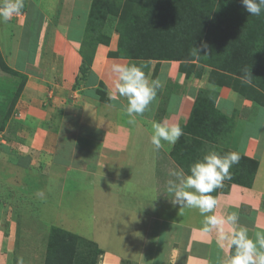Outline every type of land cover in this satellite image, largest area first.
<instances>
[{"label": "rangeland", "instance_id": "obj_1", "mask_svg": "<svg viewBox=\"0 0 264 264\" xmlns=\"http://www.w3.org/2000/svg\"><path fill=\"white\" fill-rule=\"evenodd\" d=\"M87 1L89 8L91 0ZM60 4L58 0H24L21 14L0 22V59L27 77L16 98L22 77L0 68V264H17L19 258H23L24 264H45L48 236L53 226L91 240L94 247L103 249L98 264H111V260L117 261L112 264L122 261H127L125 264H172L176 256L173 248L167 250V242L162 246L169 236L164 235V226L150 217L158 214L163 205L160 201L165 186L162 188L155 181L156 177L159 180L163 170L150 171L159 161L157 155H164L173 144L162 142L163 146L157 150L144 133L143 139L133 142L128 150L124 148V141L117 147L116 144L104 146L102 142L106 143V140L99 139L100 134L96 137V132L81 122L83 102L92 101L89 94L92 89H87V85L92 87L88 82L89 75L95 70L99 78L104 77V61L100 59L94 68L93 62H83L79 50L68 56L71 54L66 53L70 35H76L77 31L63 29L66 34L59 35L51 21L50 24L43 22L45 15H49L47 11H52L55 18H61V23L66 26L65 22L70 20L75 26L82 27L87 19L79 11L81 7L77 8L79 12L71 14L67 10L58 12ZM34 8V15H30ZM100 45L94 50L93 61L96 55L99 58L105 54L107 47ZM63 48L65 52L61 54ZM83 63L91 71L84 78L79 70ZM175 70L177 66L170 71V82L166 81L158 90L146 111L155 114L156 122L161 121L168 110L174 112L178 97L194 98L191 88L196 85L198 89L203 86L200 89L217 94V110H222L223 104L220 106L219 100L227 89L238 96V105L247 101L250 110L244 118L254 117L258 125L252 127L251 124L246 129L264 134V108L245 99L249 90L246 86L236 92L224 84L226 78L223 76L210 82L208 69L201 79ZM159 72L158 68L153 79ZM165 74V70L161 71L158 78H164ZM177 74H181L178 79ZM186 88L188 94L184 91ZM103 89L108 91L107 86H98L93 89L97 93L91 94L98 96ZM177 94L180 95L176 98ZM124 103L120 105L122 111H126L127 100ZM95 106L98 107L96 113L102 117L99 115L100 118L94 120L97 124L94 127L101 128L108 110L98 103ZM237 107L235 105L234 111L240 118L241 108ZM223 110L229 113L225 108ZM87 115L92 119L95 116L93 109ZM125 117L123 121L127 120ZM181 168L182 173L187 174L186 169ZM152 226L160 229L153 233L160 239L155 252L151 241L155 240L151 234ZM174 246L178 245L174 243Z\"/></svg>", "mask_w": 264, "mask_h": 264}, {"label": "trees", "instance_id": "obj_2", "mask_svg": "<svg viewBox=\"0 0 264 264\" xmlns=\"http://www.w3.org/2000/svg\"><path fill=\"white\" fill-rule=\"evenodd\" d=\"M109 18L125 23L124 30L117 29V49L109 53L111 57L128 59L130 64L137 65L176 61L181 63L180 72L200 79L208 69L210 82L223 76L224 84L236 92L246 86L249 90L245 99L264 108V11L259 16L250 15L241 0H92L79 49L83 62H93L92 55L100 43L110 44ZM202 43L208 45L206 50L201 48ZM193 48L200 50V56L194 54ZM0 68L22 77L17 98L27 77L2 59ZM79 70L82 78L91 72L85 63ZM99 95L105 98L100 91ZM216 98L217 94L208 89L194 94L192 111L186 122L179 125L183 135L169 151L171 160L183 166L187 174L190 166L210 151L221 155L234 152L226 142L235 128V118L216 109ZM246 114L245 111L243 117ZM238 154L239 162L229 169L231 178L225 181L251 188L259 162ZM157 164L160 166L161 159ZM221 190L218 188L211 195L216 198ZM94 244L53 226L45 264H98L104 250Z\"/></svg>", "mask_w": 264, "mask_h": 264}, {"label": "crops", "instance_id": "obj_3", "mask_svg": "<svg viewBox=\"0 0 264 264\" xmlns=\"http://www.w3.org/2000/svg\"><path fill=\"white\" fill-rule=\"evenodd\" d=\"M56 0H51V2H55ZM92 1V0H91ZM50 2V1H48ZM59 4V11L67 10L70 14L73 12H79L81 11V15H85V19L88 18L89 14V8L88 1L86 0H58ZM91 4V2H90ZM46 5H49L46 3ZM52 6V5H51ZM57 6V5H56ZM78 7H81L82 10L78 11ZM57 7H55L56 9ZM39 9V8H38ZM53 9V8H52ZM54 10V9H53ZM35 8L30 13L34 15ZM43 12V9L41 10ZM49 15H45V20L43 21L46 24H50L52 22V26L56 29V33L59 31V35H65L67 31L72 30L73 28L76 29L77 34L73 35L71 33L70 41L68 42V46L66 48V53H71L70 55H75L78 53L77 51L80 48L81 42L84 39V32L86 31V23L82 27L75 26V23H72L69 21L65 22L66 25L62 24L61 18H55L51 13L52 11H47ZM50 16V17H49ZM34 19V18H30ZM71 19V17H70ZM51 21V22H50ZM64 23V22H63ZM107 24L109 26V32H110V44L109 45H100L107 47L105 50L104 55H100L99 58H94L92 66L95 68L96 64L99 63L100 59L104 61V72L103 76L100 77L97 76L95 70L92 71V74L89 75V83L92 85V87H89L87 85V89H92L90 91V95L92 101L89 102V99H87L82 104V119L81 122L85 123L87 126H89L91 129H93L96 132V137H98V134H100L99 139L103 138L106 143L102 142L103 145L108 146L112 144H116V147L118 146V143L120 141H124V148L128 150V147L135 143L136 141H140L143 139V134L145 133L146 136H149V138L152 135V124L155 121L156 118L155 114H152V111H150V114L146 113L145 116L135 115L134 117H130L126 111H122L120 108L121 104H125L124 101H126L124 97H120L119 94L116 92L115 89V74L111 71L112 66L114 64H121V65H127L129 64L128 59L124 58H115L111 57L109 55L110 52L114 51L115 42L117 43V29L118 30H124L125 23L121 19H111L107 21ZM65 29L66 32L63 30ZM117 46V45H116ZM64 48L61 49L60 53L64 54ZM104 53L101 51V54ZM66 55L65 60H67ZM144 64V63H143ZM161 65H159V62L152 61L151 64H144L146 67L144 68V71L146 75L150 77V79L155 78L154 74L156 73V70L158 68L161 71L165 70V76L161 79L163 82V87L166 83V81L170 82L168 79V76H170V71L174 70L177 66V73L180 72V62H161ZM177 64V65H176ZM140 65V64H139ZM63 66H65L63 64ZM65 71V70H64ZM67 72V71H66ZM157 75V78H158ZM186 76V75H185ZM181 74L176 75V79L180 78ZM103 78V79H102ZM204 78V77H203ZM102 79V80H101ZM208 81V80H207ZM87 82V80H86ZM167 82V83H168ZM177 83V81H175ZM203 82V81H202ZM104 84V86H107V92L104 90L105 98L102 100L101 96L93 97L91 92L97 93V91L93 89H98V86H101V84ZM179 88H183L179 87ZM203 86L196 88V85L192 87V92L194 90V94L197 93L198 90H202ZM182 89H180L181 91ZM89 91V90H88ZM184 91L188 94L189 91L184 89ZM185 93V94H186ZM233 94V95H232ZM113 95H115V99L113 98ZM180 94H177L175 97L177 98ZM233 91L224 90L222 92V98L219 100V105L222 106V112L223 114H226L229 118H232L235 113V128L230 134V139L227 141V147L231 151L240 153L244 156H247L249 158L256 159L259 162V168L257 171V174L254 178V182L252 184V187H246L240 184L236 183H228L227 181H223L222 187L219 189H223L219 191L218 195L216 196L217 199V205L214 209V214L218 216H224L227 218V215L231 212L238 213V221L237 225H231V224H225L224 225V231L225 234H229L233 227L236 226H242L248 231L249 237H254L255 233L258 231H264V134L261 135L260 133H255L252 128L246 129L248 127H255L258 125L257 122L254 121V117L250 118L248 116V119L243 117L244 112H249L250 108L248 107L249 104L247 101L244 103H239L237 100V95H235ZM179 103L174 108V112L168 110L164 115L161 117V121H169L174 122L176 125H180L182 122H186L188 119L192 108L194 104V98L187 96V97H178ZM233 98V99H232ZM98 100V101H94ZM94 101V102H93ZM244 101V100H243ZM90 103V104H89ZM92 103V104H91ZM96 103L102 105L105 109L108 110V113L103 116V122L105 124H101V128L94 127V125H97L94 120H97V117L100 118V114L96 113L98 110V107H96ZM243 104H246L245 106ZM233 105V106H232ZM237 105V109L241 108V116L240 118L236 117V112L234 111V107ZM241 105V107H239ZM156 106V105H155ZM154 108V107H153ZM156 108H158L156 106ZM223 108L227 110L229 113L223 112ZM93 109V115H95L92 119L87 115V112L89 110ZM96 109V110H95ZM236 109V110H237ZM100 112V111H99ZM126 112V114L124 113ZM100 115V116H99ZM127 115L128 118L125 116ZM102 117V116H101ZM127 119L126 121H123V118ZM142 117V118H141ZM243 117V118H242ZM177 118L178 119L177 121ZM133 123H130V120H133ZM146 119V120H145ZM263 118H261L262 120ZM264 122V121H262ZM256 123V124H255ZM262 124V123H261ZM264 124V123H263ZM251 131V132H250ZM232 141V142H231ZM136 142V143H137ZM230 145V148L229 146ZM121 146V145H119ZM116 150V149H115ZM169 151L166 150L164 152V155L161 153L157 156L159 159H161V166L158 170V164H155L151 166L150 171H161L163 170L161 176L156 177L155 181L157 184L163 188V196L160 202H163L162 208L159 207L158 214H152L150 217L153 218L154 221L159 223V225H163L164 229L162 230L164 232L165 236H169V238L163 241L164 246L165 245L167 250L172 249L173 252H175L176 256L174 258V261L172 264H227L228 258L231 256V250L232 248L229 247L228 242L226 240H221L219 238V234L215 229H213L210 233H204L202 231V228L204 227V220L205 216L201 215L199 209L195 208H180V206L175 205L172 203L173 195L167 192V182L168 180H177L176 176H172L171 173L176 172L178 175L182 172V168L176 164L173 160H171L169 156ZM158 163V162H157ZM156 168V169H154ZM161 169V170H160ZM178 169V170H177ZM152 178V177H151ZM153 181V179H151ZM178 182V180H177ZM154 184V183H153ZM156 186V187H159ZM156 202L159 203L157 200ZM157 203V204H158ZM163 209V210H162ZM159 214H161L159 216ZM213 213H208V215H211ZM158 225V226H159ZM151 227V226H150ZM156 226H152L151 234L152 238L155 240H151L153 242V251L155 252L156 246L159 245L160 239L155 238L153 233H155L156 230L160 231V229H155ZM150 232V230H148ZM147 231V233H149ZM180 235L178 236V234ZM149 235V234H148ZM174 243H176L178 246H174ZM11 252V251H9ZM8 252V253H9ZM159 253V251H158ZM117 258V257H116ZM114 259V258H112ZM114 260H111V264ZM117 262V261H114Z\"/></svg>", "mask_w": 264, "mask_h": 264}, {"label": "clouds", "instance_id": "obj_4", "mask_svg": "<svg viewBox=\"0 0 264 264\" xmlns=\"http://www.w3.org/2000/svg\"><path fill=\"white\" fill-rule=\"evenodd\" d=\"M244 9L253 16H259L264 11V0H241ZM24 8V0H0V22L9 21L14 15H19ZM202 49L208 45L202 43ZM194 54L200 56L199 49L193 48ZM146 65L131 63L127 65L114 64L111 71L115 74V89L120 97L127 100L126 112L130 117L143 114L156 98L157 92L163 87L159 79H150L144 68ZM115 99V95H113ZM134 122L133 120L129 121ZM151 144L159 150L166 142L175 144L183 135L179 125L169 124L167 121L153 122ZM237 152H228L224 155L210 151L201 160L194 162L190 174L171 173L177 180H168L167 192L173 195L172 203L180 208L199 209L205 216L204 233L213 229L219 234L221 240H226L234 252L227 260V264H264V231H258L254 237H249L247 229L242 226L233 227L229 234H225L224 225H237L238 213L231 212L224 216L214 214L217 199L211 195L213 191L222 187L225 179H230L229 169L239 162ZM43 195V193H39ZM208 213H213L208 215ZM17 264H24L19 258Z\"/></svg>", "mask_w": 264, "mask_h": 264}]
</instances>
